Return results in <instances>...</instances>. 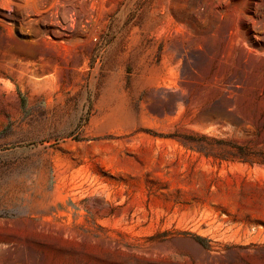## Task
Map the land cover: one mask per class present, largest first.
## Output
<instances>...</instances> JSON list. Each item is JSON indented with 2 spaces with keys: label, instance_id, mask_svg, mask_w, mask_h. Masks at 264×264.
<instances>
[{
  "label": "rangeland",
  "instance_id": "1",
  "mask_svg": "<svg viewBox=\"0 0 264 264\" xmlns=\"http://www.w3.org/2000/svg\"><path fill=\"white\" fill-rule=\"evenodd\" d=\"M264 261V0H0V264Z\"/></svg>",
  "mask_w": 264,
  "mask_h": 264
},
{
  "label": "water",
  "instance_id": "2",
  "mask_svg": "<svg viewBox=\"0 0 264 264\" xmlns=\"http://www.w3.org/2000/svg\"><path fill=\"white\" fill-rule=\"evenodd\" d=\"M251 264H264V261L258 259H255Z\"/></svg>",
  "mask_w": 264,
  "mask_h": 264
}]
</instances>
